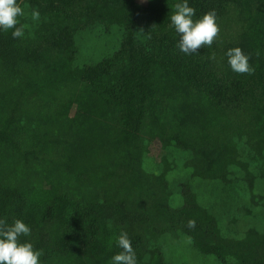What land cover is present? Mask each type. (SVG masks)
I'll return each mask as SVG.
<instances>
[{
    "label": "trees",
    "instance_id": "trees-1",
    "mask_svg": "<svg viewBox=\"0 0 264 264\" xmlns=\"http://www.w3.org/2000/svg\"><path fill=\"white\" fill-rule=\"evenodd\" d=\"M17 2L40 18L19 17L21 38L0 31V219L30 226L22 239L40 264H111L121 231L137 264H169L159 240L178 234L220 264H264V231L223 238L188 181L182 205L170 206L164 158L160 173L144 169L156 143L185 157L191 179L230 185L238 172L254 189L242 153L264 166V5L188 0L193 19L215 11L219 32L185 54L170 23L181 0ZM94 26L119 28V47L77 67L75 36ZM235 47L251 74L231 71L224 53Z\"/></svg>",
    "mask_w": 264,
    "mask_h": 264
},
{
    "label": "rangeland",
    "instance_id": "rangeland-1",
    "mask_svg": "<svg viewBox=\"0 0 264 264\" xmlns=\"http://www.w3.org/2000/svg\"><path fill=\"white\" fill-rule=\"evenodd\" d=\"M264 5V0H258ZM28 23L35 24L31 19L28 7H21ZM121 31L117 27L105 30L102 26H94L75 36L78 52L74 65L83 67L94 65L110 57L119 47ZM243 158L250 163L251 170L256 174L254 189L251 191L247 183L241 181L242 176L237 172L238 179L233 176L232 184L223 185L218 181L191 179V170L184 167L185 157L178 151L163 150L158 144L150 146V153L144 159V169L151 173H160L164 168L161 157L171 166L168 182L172 197L170 206L178 208L182 205L179 185L188 181L196 195L197 202L216 219L220 235L227 239H240L245 236L248 229L264 231V201L255 205L252 195H264V166L261 163L249 161L243 152ZM260 178V179H259ZM260 201L258 199H255ZM159 247L165 260L169 264H220L214 256L202 255L193 246L189 237L183 234L165 235L159 240Z\"/></svg>",
    "mask_w": 264,
    "mask_h": 264
},
{
    "label": "clouds",
    "instance_id": "clouds-1",
    "mask_svg": "<svg viewBox=\"0 0 264 264\" xmlns=\"http://www.w3.org/2000/svg\"><path fill=\"white\" fill-rule=\"evenodd\" d=\"M170 16L171 27L177 35V47L185 54L196 53L202 46H211L219 32L215 11H209L198 19H193L195 9L188 5V0H181L174 6ZM24 15L17 0H0V31H11L13 39L24 36L25 25L19 24V17ZM40 13L33 9L31 19L38 21ZM19 24V26H17ZM224 55L234 73L251 74L249 57L239 48H229ZM189 228L195 226L194 220L187 222ZM31 229L21 219H15L10 224L0 219V264H40L41 251L28 242ZM121 249L111 258V264H137V256L132 247V241L126 231H121L116 240Z\"/></svg>",
    "mask_w": 264,
    "mask_h": 264
}]
</instances>
